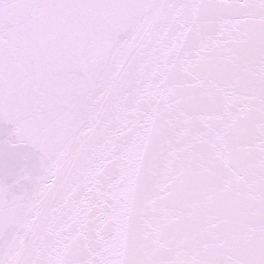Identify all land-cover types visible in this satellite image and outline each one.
Returning <instances> with one entry per match:
<instances>
[{"label":"snow or ice","instance_id":"obj_1","mask_svg":"<svg viewBox=\"0 0 264 264\" xmlns=\"http://www.w3.org/2000/svg\"><path fill=\"white\" fill-rule=\"evenodd\" d=\"M0 264H264V0H0Z\"/></svg>","mask_w":264,"mask_h":264}]
</instances>
